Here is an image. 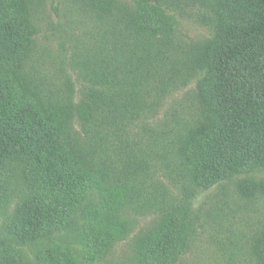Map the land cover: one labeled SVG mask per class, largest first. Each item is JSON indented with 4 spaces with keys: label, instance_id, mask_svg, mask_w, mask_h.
Here are the masks:
<instances>
[{
    "label": "trees",
    "instance_id": "1",
    "mask_svg": "<svg viewBox=\"0 0 264 264\" xmlns=\"http://www.w3.org/2000/svg\"><path fill=\"white\" fill-rule=\"evenodd\" d=\"M44 2L0 0V264H97L131 215L157 208L133 264H177L200 191L234 182L264 201V0H74L96 26L69 58L78 98L72 74L36 50ZM184 16L211 35L180 38ZM253 232L264 264V225Z\"/></svg>",
    "mask_w": 264,
    "mask_h": 264
},
{
    "label": "rangeland",
    "instance_id": "2",
    "mask_svg": "<svg viewBox=\"0 0 264 264\" xmlns=\"http://www.w3.org/2000/svg\"><path fill=\"white\" fill-rule=\"evenodd\" d=\"M94 22L89 15L80 11L74 0H45L37 19L36 50L72 74L75 79L73 84L76 98L83 81L72 71L69 58L73 54L75 36L83 38L86 36V30L94 31ZM177 32L183 40L197 41L208 38L212 29L194 17L184 16L180 18ZM195 90L196 81L192 80L186 88L172 94L166 102L167 105L160 110L159 118L171 107L175 98L182 99ZM74 125L82 132L76 119ZM236 190V183L225 182L210 190L200 191L194 204L199 214L196 233L190 248L180 257L177 264H255L249 243L253 231L264 225V201L249 202L240 198ZM157 207L152 206L151 209ZM157 209L131 215L132 232L120 240L110 254L97 264H133L136 256V237L157 226L161 218L156 212ZM60 239L69 240L77 251L81 250V245L77 244L73 234L64 235ZM41 248L42 246H34L22 250L24 258L34 261Z\"/></svg>",
    "mask_w": 264,
    "mask_h": 264
}]
</instances>
